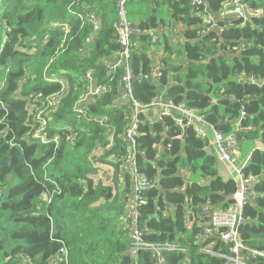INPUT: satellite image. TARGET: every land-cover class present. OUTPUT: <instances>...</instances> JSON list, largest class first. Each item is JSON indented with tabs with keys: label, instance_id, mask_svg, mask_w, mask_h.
Segmentation results:
<instances>
[{
	"label": "trees",
	"instance_id": "16d2710c",
	"mask_svg": "<svg viewBox=\"0 0 264 264\" xmlns=\"http://www.w3.org/2000/svg\"><path fill=\"white\" fill-rule=\"evenodd\" d=\"M207 1L208 8L127 0L132 97L143 105L184 103L217 132L264 147V0H242L250 13L260 11L250 20L222 16L241 0ZM205 12L216 27L201 34ZM86 13L94 14L95 31ZM116 21L110 0H0V264H155L151 253L140 252L135 263L127 256L131 110L119 100L125 68L106 66L122 51ZM170 22L183 23L182 42L158 38L155 31ZM158 51L162 69L152 79ZM87 74L110 91L81 101ZM105 118L110 130L100 125ZM40 122L47 143L35 137ZM138 122L136 170L153 183L138 206L144 240L181 249L166 253V264H225L203 252L216 241L212 250L228 256L220 241L200 242L201 211L228 210L237 184L219 176L217 158L192 128L181 130L169 117ZM99 146L109 148L91 162ZM104 165L111 185L95 179V166ZM242 172L253 182L238 234L247 249L264 253V151H253ZM45 192L53 194L47 204Z\"/></svg>",
	"mask_w": 264,
	"mask_h": 264
},
{
	"label": "built area",
	"instance_id": "2783aa9c",
	"mask_svg": "<svg viewBox=\"0 0 264 264\" xmlns=\"http://www.w3.org/2000/svg\"><path fill=\"white\" fill-rule=\"evenodd\" d=\"M114 1L117 5V21L114 23V27L119 34V43L122 46V51L119 53L117 59L112 63L106 64L107 68L114 71L117 68H125V77L123 81L126 88L122 91L119 96V100L124 101V103L129 104L128 109L131 110L130 124L128 129L124 134L125 138V169L126 174L129 176L132 182V192L129 198V240L130 247L127 251V256L129 259L135 263L137 255L140 252L151 253L155 259V264H166L165 254L179 252L181 249L173 244H154L144 240L143 231L140 228V213L138 211V206L141 202L143 191L153 187V183L147 181L136 170L135 154H136V132L138 127L139 116L144 117L147 121H154L151 117V110L153 108H158L162 110L159 115V119L162 117H169L173 120L175 125L181 130H186L192 128L195 136L207 141L204 146V151L209 152V148L216 151V157L220 162H223L230 166L233 171L240 178V184L238 186V191L233 195V204L231 207L223 211L221 209H212L210 206L202 207L203 217L201 224L202 234L200 236V242L205 240H218L222 245L227 247L228 256L222 255L219 252L212 250V245L216 241H212L207 247L203 249V252L217 258L225 260V264H247L251 259L257 257L264 259V253L256 250H249L243 244L242 240L238 234V227L242 222L241 212L249 198L247 193H249V188L252 184L253 177L245 176L243 174V169H238L236 165V159L234 153L238 151L240 146V141L235 134L223 135L210 125H208L199 111L195 108L187 107L184 103L173 104L165 103L161 99L153 100L148 105H143L137 102L131 94V72L127 66V61L131 55L130 49V39L133 35V30L129 26L127 20L126 12V2L127 0H110ZM205 0H189V5L192 7H198L204 5ZM236 5L231 9H226L223 13L225 15H234L243 20H246L243 13V8L241 5L237 4L238 1H234ZM229 8V7H228ZM250 13V12H249ZM207 14V12H205ZM260 11L254 10L250 15H259ZM92 26L93 31L97 28V20L92 13H86L84 15ZM208 24H210L208 26ZM206 29L201 30V34L207 32L208 28H215L216 25L213 22L206 23ZM162 69V64H155L150 70V77L152 79L158 78L160 76V71ZM88 78V89L85 97L81 101L87 100L88 97L100 96L110 91L108 86H94L92 84V79L90 74H87ZM1 104V103H0ZM84 115V112H82ZM109 122L108 119H101L100 123ZM45 129V123L40 122L39 129L35 132V137L40 139L42 143H47L42 131ZM207 132H210L213 136L212 141H208ZM207 137V138H206ZM111 139V137H110ZM56 142V138L52 140ZM107 148V147H106ZM248 164V163H247ZM108 174V173H107ZM53 194L45 192L42 195V200L47 203L51 202ZM63 251V250H61Z\"/></svg>",
	"mask_w": 264,
	"mask_h": 264
},
{
	"label": "crops",
	"instance_id": "0c3cea01",
	"mask_svg": "<svg viewBox=\"0 0 264 264\" xmlns=\"http://www.w3.org/2000/svg\"><path fill=\"white\" fill-rule=\"evenodd\" d=\"M229 5L225 6L228 7ZM231 9V8H228ZM225 11V10H224ZM205 21L206 22H213L215 23V19L212 15H210V13L208 12L207 14H205ZM223 17H226L228 15H225L224 13H222ZM206 25V24H205ZM184 25L181 22H170L168 27L161 29L159 28L157 31H155V33H157L158 38L159 36H165L168 40L169 43H173V44H177L182 42V37H183V32H184ZM156 38V37H155ZM155 39H153L154 41ZM154 55H156L154 58V64H157L158 62H160V60L162 59L163 55L162 53H160V51L157 52V54L155 53ZM153 112H151L152 114ZM159 119V118H158ZM207 137H208V141H212L213 136L210 132H207ZM206 137V138H207ZM243 142V141H242ZM248 143L243 144L242 146H239L238 151H236L234 153V157L236 159V165L238 169H242L243 167H245L247 165V163L249 162V159L251 157V154L253 151L255 150H261L264 151V147L261 145L260 140H253V141H247ZM109 146L106 148L108 150ZM98 151H100L101 149L98 148ZM105 153V151L102 153V155ZM209 153L213 154L216 157V151L214 148H212V146L209 148ZM217 158V157H216ZM217 171L219 173V176L223 179H230L233 180L237 186H239L240 184V178L238 177V175L233 171V169L228 166L227 164L220 162L217 158ZM96 167V166H95ZM98 167V174L100 176V174L102 173V171L105 172V174L108 173L109 170V166L104 165V166H97ZM96 167V168H97ZM187 176V174L185 175ZM188 180L191 181L190 176H187ZM195 179V178H194ZM253 182V181H252ZM247 195L249 196V198H251V194L247 193ZM200 221H202V219H200ZM200 224V223H199Z\"/></svg>",
	"mask_w": 264,
	"mask_h": 264
},
{
	"label": "rangeland",
	"instance_id": "374dc122",
	"mask_svg": "<svg viewBox=\"0 0 264 264\" xmlns=\"http://www.w3.org/2000/svg\"><path fill=\"white\" fill-rule=\"evenodd\" d=\"M151 112H153L152 114H151V117H152V119L153 120H158V118H159V115H160V113L162 112V110H160V109H158V108H153L152 110H151ZM100 125H101V127L102 128H105V129H107V130H110V122H107V123H100ZM245 143H248L247 141H243V142H240V145L242 146L243 144H245ZM98 148H100L101 150L100 151H98L97 149ZM97 149L95 150V153L94 154H92L89 158H90V160H91V162H94V160H97V158L99 157V156H101L102 155V153L106 150V148H103V147H97ZM97 167V166H96ZM98 177H101V180L105 183V184H110L111 185V181L108 179V174H105V172L104 171H102V173L100 174V176H98L97 175V177L95 178L96 180L98 179ZM128 214H130V209H129V206H128Z\"/></svg>",
	"mask_w": 264,
	"mask_h": 264
},
{
	"label": "water",
	"instance_id": "95a60500",
	"mask_svg": "<svg viewBox=\"0 0 264 264\" xmlns=\"http://www.w3.org/2000/svg\"><path fill=\"white\" fill-rule=\"evenodd\" d=\"M237 4H239V5L242 6V8H243V13H244V15H245L246 20H250V19H251V15H250V13H249V11H248V9H247L245 3L241 0V1H238ZM235 5H236L235 3H231V4H229L228 7H229V8H233ZM204 6H205L206 8L209 7V4H208V1H207V0H205V2H204ZM210 15H211V14H210ZM226 20H230V19L227 18ZM0 107H1V104H0Z\"/></svg>",
	"mask_w": 264,
	"mask_h": 264
}]
</instances>
